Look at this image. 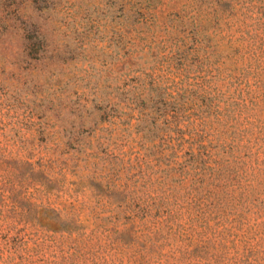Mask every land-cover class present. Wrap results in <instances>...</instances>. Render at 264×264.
Instances as JSON below:
<instances>
[{
  "label": "rangeland",
  "instance_id": "rangeland-1",
  "mask_svg": "<svg viewBox=\"0 0 264 264\" xmlns=\"http://www.w3.org/2000/svg\"><path fill=\"white\" fill-rule=\"evenodd\" d=\"M0 264H264V0H0Z\"/></svg>",
  "mask_w": 264,
  "mask_h": 264
}]
</instances>
